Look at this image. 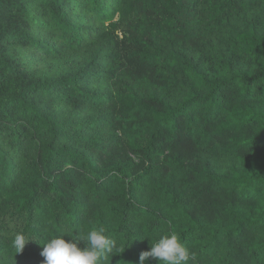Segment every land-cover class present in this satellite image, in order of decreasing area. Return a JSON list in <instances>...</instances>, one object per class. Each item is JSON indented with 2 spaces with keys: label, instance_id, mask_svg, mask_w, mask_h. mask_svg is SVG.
<instances>
[{
  "label": "trees",
  "instance_id": "1",
  "mask_svg": "<svg viewBox=\"0 0 264 264\" xmlns=\"http://www.w3.org/2000/svg\"><path fill=\"white\" fill-rule=\"evenodd\" d=\"M23 1L0 0V38L19 32L2 13ZM52 1L53 26L71 48L106 28L101 49L121 53L111 55L118 62L103 73L120 88L110 93L85 84L96 54L68 76L16 82L0 94V125L9 127L0 142V264L42 263L39 240L81 226H103L122 246L111 264H139L150 240L137 238L170 231L192 252L190 264H264V31L255 23L235 30L253 61L245 68L208 74L186 53L201 38L204 17L243 5L264 9V0H122L117 7L86 0L88 18L102 21L87 28ZM118 23L121 37L112 33ZM169 66L193 81L177 99L169 89L182 81ZM5 67L12 70L0 51ZM59 85L61 94L68 88V97L99 107L97 116L62 121L26 99ZM101 124L115 132L104 137L87 128ZM212 153L236 156L238 164L222 171ZM17 232L36 239L21 253L12 247Z\"/></svg>",
  "mask_w": 264,
  "mask_h": 264
},
{
  "label": "rangeland",
  "instance_id": "2",
  "mask_svg": "<svg viewBox=\"0 0 264 264\" xmlns=\"http://www.w3.org/2000/svg\"><path fill=\"white\" fill-rule=\"evenodd\" d=\"M62 10L68 14L69 21L78 22L81 27L101 26V19H89V12L86 8V0H59ZM122 0H109L114 6ZM52 0H25L3 11V18L8 21L7 27L19 28V32L9 33L0 38V48L2 54L7 58V67L0 69V94L13 84L30 83L35 80L52 79L58 80L76 72L81 66L86 64L96 54L101 57L89 67L92 72L86 78L85 84L96 91H107L112 93L120 87L114 80H111L103 73L110 63L118 62L112 59L113 52L110 48L101 49L105 45L107 30L95 33L85 41L82 48H71L61 37L52 23L53 16ZM119 20V14L114 15L112 22ZM106 20V26L111 22ZM255 23L260 31H264V9L261 3L251 8L245 5L240 6L235 12H230L219 17L207 16L197 27L202 31L201 38L187 46L186 53L192 60L199 64V67L206 73L211 74L216 71H223L228 67L245 68L251 66L253 61L241 52V47L236 43L235 30L246 28ZM117 26V27H115ZM109 27V26H107ZM112 27V33L122 36L123 27L118 23ZM87 37V35H84ZM158 46L169 48V42L158 43ZM179 50H182L178 44ZM170 73H176L182 81L177 87L169 89L172 98H179L186 90V86L193 83L188 73L182 69L176 71L171 66L168 67ZM11 72V74H9ZM97 73V74H96ZM102 73V74H100ZM169 73V72H168ZM169 73V74H170ZM6 75H9L6 78ZM15 78V79H13ZM59 85L53 94L44 91H37L26 97L33 101L45 111L55 114L62 121L79 122L88 121L95 118L99 112V107L82 102L81 99L68 97V88ZM165 88H162L163 91ZM11 110V109H10ZM1 113V112H0ZM88 130H98L104 137L115 132L112 125L101 124L96 128L87 126ZM9 127L0 125V142L8 137ZM215 151L220 148L218 141ZM28 154H22L26 157ZM216 167L222 171H227L238 164L237 157L220 158L215 153L208 155ZM15 264H42L38 261L15 260Z\"/></svg>",
  "mask_w": 264,
  "mask_h": 264
},
{
  "label": "clouds",
  "instance_id": "3",
  "mask_svg": "<svg viewBox=\"0 0 264 264\" xmlns=\"http://www.w3.org/2000/svg\"><path fill=\"white\" fill-rule=\"evenodd\" d=\"M71 240H66L65 236ZM149 239L150 250L141 252L139 264L149 258L158 259L159 264H190L193 254L180 235L170 231L155 239L151 236L137 238ZM36 240L24 232L14 234L12 247L16 253L24 251L26 244ZM39 242L43 245L40 252L42 264H111L115 254L122 253V246L110 236L103 226L78 227L64 232H57ZM83 243L84 247L79 245Z\"/></svg>",
  "mask_w": 264,
  "mask_h": 264
}]
</instances>
